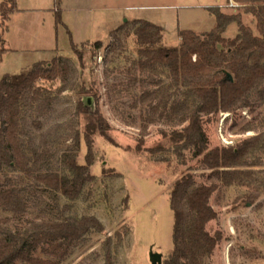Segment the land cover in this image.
<instances>
[{
  "label": "trees",
  "instance_id": "obj_1",
  "mask_svg": "<svg viewBox=\"0 0 264 264\" xmlns=\"http://www.w3.org/2000/svg\"><path fill=\"white\" fill-rule=\"evenodd\" d=\"M232 1L253 15L258 33L243 23L241 13L224 12L221 6L208 8L217 21L211 31L200 34L181 30L179 46L165 44L162 26L137 20L133 27L138 58L135 69L129 72L131 84L141 85L135 97L145 113L144 127L163 118L172 127L181 126L163 131L164 140L150 148L144 146V132L136 148L138 153L168 155L163 159L168 165L175 160L178 166H186L169 192L174 214L173 251L163 264H207L214 256L224 238L222 231L213 234L209 230V224L218 216L211 199L221 184L247 187L246 202L253 204L264 194V168L257 167L264 163V131L235 145L210 149L204 123V115L237 112L241 108L255 113L264 106V0ZM17 10L16 0H2V24L6 25ZM56 16L57 23H62L60 9ZM234 22L239 25V33L234 38L225 37ZM118 33L119 30L113 33L116 42ZM87 45L72 41V50L82 67ZM94 45L100 49L103 43L97 41ZM69 76L67 60L55 57L6 74L0 81V164L27 174L35 183L75 202L86 185L96 179L91 170L95 136L99 134L119 144L109 134L111 124L100 109L99 92L94 87H83L77 113L86 117L85 162L80 161L75 148H81L80 132L75 135V146L64 152L57 163L53 152L39 151L31 126L42 129V116L54 108L60 97V90L54 91L55 82L68 83ZM194 160L210 169L218 181L197 184L196 167L190 164ZM13 182L7 174L0 176V208L11 214L0 220V264H63L71 248L85 242L91 232H105L104 223L95 215H69L71 203L61 210L60 218L46 212L29 218L28 200ZM129 201L127 195V209ZM129 232L126 227L124 234L118 231L103 241L105 264H116L113 241L116 238V245L121 244Z\"/></svg>",
  "mask_w": 264,
  "mask_h": 264
},
{
  "label": "rangeland",
  "instance_id": "obj_2",
  "mask_svg": "<svg viewBox=\"0 0 264 264\" xmlns=\"http://www.w3.org/2000/svg\"><path fill=\"white\" fill-rule=\"evenodd\" d=\"M16 1L18 10L6 25L2 24L0 13V81L6 74L29 69L37 62H50L55 57L66 59L70 68L68 83L55 82L54 91L60 90V97L54 108L42 116V129L31 126L39 151L53 152L57 163L64 152L75 146V135L80 132L81 148H75L80 161L85 162L86 117L77 113L83 87H94L99 92L100 109L111 124L109 134L119 146L99 134L95 136L91 170L96 179L86 185L75 202L5 164H0V176L7 174L13 185L22 189L29 203V218H37L41 212L60 218L61 210L71 203L69 215L91 214L104 223L105 232H91L85 242L71 248L63 264H105L103 241L118 231L124 234L126 227L130 232L123 242L116 245V238L113 241L116 264H153L151 251L162 253L164 261L173 251L174 214L169 192L186 166H178L175 160L168 165L163 161L168 155L138 153L136 148L144 132V146L150 148L164 140L163 131L181 126L172 127L163 118L144 127L145 113L135 97L141 85L131 84L129 72L135 69L138 58L133 27L137 20L162 26L165 44L179 46L181 30L202 34L217 25L216 17L208 9L211 6H221L227 13H241L243 23L258 33L253 15L232 0ZM57 9L61 10L62 23H57ZM118 30L116 42L113 33ZM238 33L239 25L234 22L224 36L234 38ZM72 41L80 46L88 44L85 67L73 52ZM97 41L103 43L102 48H96ZM163 76L169 83L167 74ZM204 123L210 149L235 145L264 131V106L255 113L241 108L237 112L204 115ZM190 164L196 167L197 184L218 181L199 160ZM257 167L264 168V163ZM248 192L247 187L221 184L212 197L218 216L209 224V230L213 234L222 231L224 239L207 264H264V194L253 204L246 202ZM127 195L128 209L124 202ZM10 216L0 208V220Z\"/></svg>",
  "mask_w": 264,
  "mask_h": 264
},
{
  "label": "water",
  "instance_id": "obj_3",
  "mask_svg": "<svg viewBox=\"0 0 264 264\" xmlns=\"http://www.w3.org/2000/svg\"><path fill=\"white\" fill-rule=\"evenodd\" d=\"M151 261L153 264H163V254L151 251Z\"/></svg>",
  "mask_w": 264,
  "mask_h": 264
}]
</instances>
